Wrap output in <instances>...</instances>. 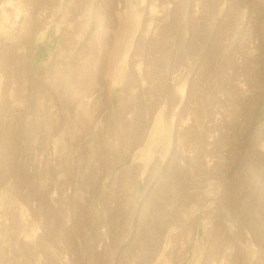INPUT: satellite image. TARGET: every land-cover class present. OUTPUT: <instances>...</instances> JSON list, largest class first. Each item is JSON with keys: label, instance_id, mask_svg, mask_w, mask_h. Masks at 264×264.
I'll return each instance as SVG.
<instances>
[{"label": "rangeland", "instance_id": "1", "mask_svg": "<svg viewBox=\"0 0 264 264\" xmlns=\"http://www.w3.org/2000/svg\"><path fill=\"white\" fill-rule=\"evenodd\" d=\"M253 211L264 0H0V264H264Z\"/></svg>", "mask_w": 264, "mask_h": 264}, {"label": "crops", "instance_id": "2", "mask_svg": "<svg viewBox=\"0 0 264 264\" xmlns=\"http://www.w3.org/2000/svg\"><path fill=\"white\" fill-rule=\"evenodd\" d=\"M227 208H228V207H227ZM226 213H228V212H226ZM249 217H250L251 219H259V218H261V217H264V212H263V214L261 215L260 212L253 211L252 213H250ZM251 224H253V223H251ZM225 225L227 226V228H228V227L230 228V227L233 226V223H231V221H229L228 218H227L226 221H225ZM248 233H249V234H254V233H256V231H254L253 228H249Z\"/></svg>", "mask_w": 264, "mask_h": 264}, {"label": "bare ground", "instance_id": "3", "mask_svg": "<svg viewBox=\"0 0 264 264\" xmlns=\"http://www.w3.org/2000/svg\"><path fill=\"white\" fill-rule=\"evenodd\" d=\"M137 1V0H136ZM11 4V3H10ZM76 4V3H75ZM111 4V3H110ZM138 4V3H137ZM112 5V4H111ZM8 6V5H7ZM134 7V6H133ZM112 8V7H111ZM135 13V12H134ZM31 16V15H30ZM135 18H136V20H138L139 19V17L137 16V15H135ZM14 25H16V22L14 23ZM65 40V39H64ZM15 48V47H14ZM12 51V50H11ZM12 55V54H11Z\"/></svg>", "mask_w": 264, "mask_h": 264}]
</instances>
